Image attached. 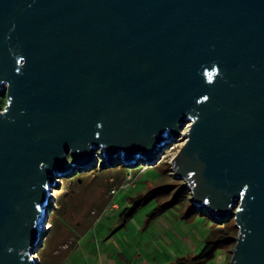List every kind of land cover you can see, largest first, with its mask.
<instances>
[{
	"label": "water",
	"instance_id": "obj_1",
	"mask_svg": "<svg viewBox=\"0 0 264 264\" xmlns=\"http://www.w3.org/2000/svg\"><path fill=\"white\" fill-rule=\"evenodd\" d=\"M2 84L0 264H39L57 177L180 135L172 174L233 219L228 264H264V0H0Z\"/></svg>",
	"mask_w": 264,
	"mask_h": 264
},
{
	"label": "rangeland",
	"instance_id": "obj_2",
	"mask_svg": "<svg viewBox=\"0 0 264 264\" xmlns=\"http://www.w3.org/2000/svg\"><path fill=\"white\" fill-rule=\"evenodd\" d=\"M5 87L2 84L0 89V109L6 104ZM183 141L181 135L173 140L153 165L139 161L119 170L116 167L121 163L120 159L115 158L113 166L109 165L98 149L93 154L94 166L69 177H57L58 185L51 189L50 194L54 190L57 193L48 200L47 223L52 228L45 234L43 245L35 254L39 264L58 262L59 256L51 258V253L63 242L64 236L66 238L65 232L76 241L73 247L66 249L69 255H65V264H94L91 257L100 250L118 257L138 247L147 257L155 254L159 264H169L180 257L194 258L202 251L205 238L217 219L210 218L207 212L193 205L189 200L187 183L172 174L171 161ZM128 176L132 179L131 185L118 189L114 195V201L121 206L120 211L104 210L100 214L101 208L110 200V189L118 188ZM179 183L185 185L181 192ZM149 191H152L149 198L127 221L122 222L119 214L131 206L128 199ZM159 204L164 207L156 217L149 219L148 212ZM217 221L234 224L232 218ZM70 237L66 238L68 247L73 242ZM76 247L79 253L71 254ZM232 248L230 245L225 252H220L219 259L206 264H228Z\"/></svg>",
	"mask_w": 264,
	"mask_h": 264
},
{
	"label": "trees",
	"instance_id": "obj_3",
	"mask_svg": "<svg viewBox=\"0 0 264 264\" xmlns=\"http://www.w3.org/2000/svg\"><path fill=\"white\" fill-rule=\"evenodd\" d=\"M125 167L123 163H120L116 168L119 170ZM93 170H97L94 168ZM180 191L185 187L183 183H179ZM152 191L147 194H138L135 197H130L128 200L131 206L125 207L119 214L121 221H127L137 209L149 198ZM178 192V193H179ZM165 205V204H164ZM163 204H159L148 212L147 217H156L162 210ZM124 217V218H123ZM52 228L50 224L49 229ZM236 228L230 221H217L214 220V224L210 228L208 235L205 238L202 251H200L194 258L180 257L177 258L172 264H205L209 259H213L217 252L227 250L230 245L233 246L236 236Z\"/></svg>",
	"mask_w": 264,
	"mask_h": 264
},
{
	"label": "crops",
	"instance_id": "obj_4",
	"mask_svg": "<svg viewBox=\"0 0 264 264\" xmlns=\"http://www.w3.org/2000/svg\"><path fill=\"white\" fill-rule=\"evenodd\" d=\"M114 195L110 194V200L107 203V206H104V208H101L102 210L99 211L100 214L104 210H110V211H114V212L120 211L121 206L119 205V203L114 201V199H116ZM65 234H66V238L68 239V237H70V235L66 232H65ZM66 238L64 236L63 242H61V244L59 245L60 248H58L59 246L56 247L53 250V252L51 253V258H55L56 256L57 257L59 256L58 262L55 260V262H57L56 264H65L67 262L66 261L67 256H65V255L68 254L67 253L68 251H66V249L73 247V245L76 242L75 238L72 239V236H71L70 238L72 239L73 242L71 243V246L68 247L67 242H66V240H67ZM75 252L79 253V249L77 247L75 250H71L70 253L72 254ZM153 252L154 251H151V253H153ZM220 252H225V251L217 252L218 256L217 257L215 256L213 259H215V258L219 259L220 258L219 257ZM154 255L155 254H151V255H149L151 257H147V254L145 255L144 253H142V251L140 250L139 247L136 248L135 250H129L125 254L121 253V255H119L118 257L116 255H114L113 253L106 252V251L104 252V250H100L97 254L92 255L91 260L94 264H159V262L157 261V258H155ZM86 256H87V254L85 253L84 257L86 258ZM210 260H212V259H209L208 261H210ZM55 262H53V264ZM172 263H169V264H172Z\"/></svg>",
	"mask_w": 264,
	"mask_h": 264
},
{
	"label": "built area",
	"instance_id": "obj_5",
	"mask_svg": "<svg viewBox=\"0 0 264 264\" xmlns=\"http://www.w3.org/2000/svg\"><path fill=\"white\" fill-rule=\"evenodd\" d=\"M130 183H132V179H131L130 176H128L127 178H124V180L121 182V184L118 186V188H112V189H110L109 193L111 195H114V194H116V191L118 189L129 187L131 185Z\"/></svg>",
	"mask_w": 264,
	"mask_h": 264
},
{
	"label": "bare ground",
	"instance_id": "obj_6",
	"mask_svg": "<svg viewBox=\"0 0 264 264\" xmlns=\"http://www.w3.org/2000/svg\"><path fill=\"white\" fill-rule=\"evenodd\" d=\"M58 182H60V181H58ZM56 193H57V192L54 190V191L52 192L51 196H55ZM45 228H49V224H48V223H46ZM34 257L36 258L35 255H34Z\"/></svg>",
	"mask_w": 264,
	"mask_h": 264
}]
</instances>
